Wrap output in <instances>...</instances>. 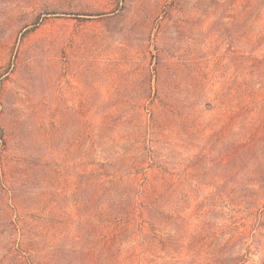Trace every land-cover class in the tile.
<instances>
[{"label": "rangeland", "instance_id": "1", "mask_svg": "<svg viewBox=\"0 0 264 264\" xmlns=\"http://www.w3.org/2000/svg\"><path fill=\"white\" fill-rule=\"evenodd\" d=\"M115 170L182 220L122 264H264V0H0V264H85Z\"/></svg>", "mask_w": 264, "mask_h": 264}, {"label": "trees", "instance_id": "2", "mask_svg": "<svg viewBox=\"0 0 264 264\" xmlns=\"http://www.w3.org/2000/svg\"><path fill=\"white\" fill-rule=\"evenodd\" d=\"M141 165L142 161H140ZM149 165L152 169L153 165L151 163ZM105 167L106 165L101 166L102 169ZM134 167L135 165L132 166ZM146 168L148 167L142 166V169ZM115 171L108 175L100 174L99 177L97 174L86 175L88 179L85 184L87 194L84 196L86 211L82 213L79 224L85 227L87 235L97 239V246L94 248L93 244L85 243L81 248L80 254L85 264H111L115 255L118 256L115 260L116 264H122L118 258L123 251V242L126 239H136L131 242L134 251L131 252V256L136 258L140 253L137 252V247L142 246L143 241L153 239V236L156 238L159 232L168 228L172 222H178L179 225L182 223V220L172 215L174 212H169L171 207L162 209L163 205L170 202L167 200L171 198V195L167 192L159 193L157 186L158 181H162V185H165L166 180L159 176L148 177L145 172L142 178H138L123 176L119 174V171ZM91 184L94 185L90 186ZM147 187L150 192L146 189ZM162 199H164L163 203ZM153 229L154 235L151 236L149 232ZM23 233L25 237V232ZM174 234L177 235H170L169 239H177L181 234L180 229H175ZM190 242H188L189 245L195 249V245L192 241ZM176 243L180 244L178 241H173L172 244ZM114 252L115 254L110 258ZM142 253L144 251H141ZM94 255L99 257L97 262L88 260Z\"/></svg>", "mask_w": 264, "mask_h": 264}]
</instances>
